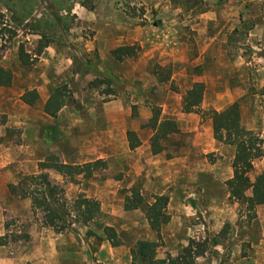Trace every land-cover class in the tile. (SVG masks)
<instances>
[{"label": "rangeland", "instance_id": "374dc122", "mask_svg": "<svg viewBox=\"0 0 264 264\" xmlns=\"http://www.w3.org/2000/svg\"><path fill=\"white\" fill-rule=\"evenodd\" d=\"M32 1L0 0V10L3 12L5 9V13H0V65L12 72L11 84H17L3 88V100H0V240L3 242L0 245V264H131L129 250L135 243L130 241L131 235L126 231L120 232L118 236L121 244L112 247L103 238L98 226L108 225L111 221L110 215L101 211V204L109 205V208L119 212L126 191L133 188L129 187L132 178L125 172L110 168L106 164L108 161L106 167L96 170L91 178L76 176L74 180L65 179L57 167L48 166L41 171L38 164L49 155H55L61 163L69 165H83L95 158L91 151V139L94 132L100 133L99 129L105 131L106 123L101 119L93 121L90 114L111 101L124 102L135 120H139L144 113L148 115L139 125L145 130L152 128L150 122L153 111L157 109L162 114L160 104L167 102L170 112L181 110L186 92L192 85L186 77L178 76L177 70L166 59L144 55L154 46L149 42L144 47L135 43L139 48L137 56L118 61L110 52L111 59L102 61L95 37L97 31H103V27L110 35L122 30L126 37L128 30L146 28L149 29L146 35L155 40L163 30L179 27L178 33L192 48L193 32L187 21L200 14L175 8L169 0H82L88 5L92 4L93 10L100 5L101 14L104 13L98 18L88 17L87 20L74 11L77 5L80 6L79 1L72 4L66 0H35L34 12L27 24L39 19L44 21L43 24H51L52 12H58L60 7L67 8L71 4L73 9L70 15L74 17L67 32L51 25L48 36L51 35L52 42L46 48L54 50L53 55L52 51L48 53L45 48L37 56L40 36L33 33L30 27H18L13 20L16 13H23L32 6ZM5 5L14 6L15 15ZM60 15L65 16L66 13L62 10ZM173 19L181 24H170ZM123 43L129 46L126 40ZM238 44H245V41H235L230 49L231 55L236 54L235 47ZM20 48L29 55V61L32 60L27 65L19 61ZM244 54L250 55L247 48ZM187 67L191 68L189 65ZM94 80L106 83L89 86ZM18 84H48L42 86V92L48 96L59 90V99L64 102L59 111L64 109L67 110L64 114L79 113L85 123L81 133L86 137V142L81 151L83 141H79L80 127L73 122L62 121L58 117L59 111L55 116L47 115L43 111L45 103H40L39 95L34 105L24 106L18 101L22 89ZM255 85H249L247 97L242 98V102L254 103L257 95L261 92L264 94V87ZM259 100L264 103L261 97ZM166 139L160 141L162 146ZM167 140L169 146L165 148L168 158L171 152L176 151L175 146L179 148L185 144L183 135ZM74 144L79 147H74ZM263 156L264 149L263 155L253 162L256 167L250 173L251 180L264 170ZM214 160L213 154L207 155L208 162ZM41 173H46L49 181L56 185V205L62 212L74 214V201L84 196L100 203L101 215L86 226L72 223L64 231L53 230L46 224L44 215L33 208L29 199L11 195L8 189L9 184L17 183L22 177ZM112 192H116L113 199L106 200L105 194ZM214 193L223 198L225 189L214 186ZM101 195L103 202L96 199ZM224 207L234 208V215L223 222L217 234L208 233L203 216L197 212L193 223L201 229L191 232L188 239L199 242L207 240V250L203 256L196 258L195 264H264V206L258 210L255 207L254 211L248 213L245 206L227 199ZM156 242L157 252L163 246L161 237ZM160 255L157 257L156 253V259H164L170 254Z\"/></svg>", "mask_w": 264, "mask_h": 264}, {"label": "crops", "instance_id": "0c3cea01", "mask_svg": "<svg viewBox=\"0 0 264 264\" xmlns=\"http://www.w3.org/2000/svg\"><path fill=\"white\" fill-rule=\"evenodd\" d=\"M203 1L207 5L205 12L187 21L190 24L189 29L193 32L192 48L188 47L187 41L178 33L179 27L163 30L155 40L146 35V31H149L146 28H134L131 32L128 30L126 37L122 30L110 35L103 27V31H97L95 37L100 59H111L110 52L125 46L124 40L129 46L138 43L144 47L149 42L154 47L144 55L166 59L172 63L174 70H177V75L186 77L191 85H204L199 103L202 111L220 112L238 101L241 126L257 133L264 141V103L259 100V97L264 99V94L261 92L257 95L254 103L241 101L247 97L250 84L264 87V0ZM101 9L100 5L94 10L77 5L74 11L89 20L88 17L103 16ZM0 13H5V9L3 8V12L0 10ZM170 24L179 25L181 22L173 19ZM238 40L245 41V44H238L235 47L236 54L231 55L230 49ZM246 48L250 55L244 54ZM45 50L48 53L52 51L50 47ZM53 52L54 50L51 55ZM188 65L191 68L187 67ZM16 85L11 84L13 87ZM46 85L48 84H18V87L22 88L18 101L28 107L20 98L25 92L36 90L40 103H46L50 97L42 92V86ZM0 100H3V87H0ZM159 106L163 108L159 121L174 120L179 129L178 134H170L167 139L182 135L185 137L184 147L175 146L176 151L171 152L170 158L166 157V148L161 153L152 154L150 141L155 131L152 128L145 130L139 127L140 121L147 119L148 115L144 113L139 120H135L130 108L125 106L124 102L115 100L100 106L99 110L90 114L93 121H105L106 129H99V134L93 133L91 151L95 158L83 161H108L110 165L106 164L110 168L114 167V170L125 172L132 178L130 188L140 190L144 198L143 207L140 209L125 211L122 203L120 211L115 212L109 205L101 204V211L110 215L108 226L113 227L117 234L126 231L131 235V242L157 241L158 234L148 225L144 208L153 203V196L167 197L170 221L160 230L163 246L156 252L157 257H161L160 254L163 256L164 253L172 256L179 254L178 252L187 245L191 232L201 229L193 223L197 212L203 216L208 233L213 234L220 231L226 219L233 217L234 208L227 209L224 203L229 199L226 182L232 178L231 164L235 154L234 146L225 145L213 138L211 120L195 113H183L182 109L170 112L167 110V102ZM65 111L67 110L61 109L58 117L80 127L79 141H83L81 151L86 142V137L81 133L85 123L79 113L64 114ZM129 131L135 134L140 143L133 150L129 148ZM167 139L164 147L169 146L166 144ZM77 144H74V147H79ZM211 154L215 160L208 162L207 155ZM262 163L264 167V156ZM255 167L253 163V169ZM214 186L225 189L223 198L214 193ZM115 193L105 194L106 200L113 199ZM96 199L102 202L104 200L102 195ZM189 199L192 201L187 203ZM262 206L264 205L256 206L257 210Z\"/></svg>", "mask_w": 264, "mask_h": 264}, {"label": "trees", "instance_id": "16d2710c", "mask_svg": "<svg viewBox=\"0 0 264 264\" xmlns=\"http://www.w3.org/2000/svg\"><path fill=\"white\" fill-rule=\"evenodd\" d=\"M56 1V0H53ZM68 2L79 1L80 6L88 10L93 9V5L86 4L82 0H66ZM171 5L185 12L196 11V14L205 12V4L203 0H169ZM36 1H32V6L24 10L23 13H16L14 6L5 5L7 9L15 15L13 20L17 26L30 27L33 33L40 36L39 47L36 55L39 56L42 51L52 42L48 32L52 30V26H56L64 32H67L73 24L74 17L71 14L73 3L67 8L60 7L58 12H52L53 22L51 24H43V20H35L32 24H27V20L33 15L34 5ZM54 7V3H52ZM66 13L65 16L60 15V11ZM52 25V26H51ZM139 48L136 45L120 46L111 51V55L118 61L130 56H137ZM1 58V56H0ZM18 58L21 64L30 63L29 55L22 48L19 49ZM166 80H163L164 82ZM12 83V72L0 65V87H10ZM106 83V81L94 80L89 86ZM204 92L202 83H195L187 90L183 113H195L202 117L207 116L211 120L213 138L225 145L235 147V154L232 160V178L226 182L229 191V200L245 206L248 213L254 211L258 205H264V170L258 174L254 180L250 179V173L253 170V162L263 155L264 141L260 136L244 129L240 123L239 102L236 101L223 111L214 110L202 111L199 103ZM61 94L56 90L45 103L43 111L49 116H55L56 113L64 106V102L59 99ZM21 101L32 106L38 99L35 90L27 91L21 96ZM160 111H153V119L150 122L151 127L155 131L151 141L152 154L161 153L165 147L160 144L170 134H178L179 129L176 121L171 119H163L159 121ZM129 148L133 150L139 146L135 134L131 131L127 133ZM57 167L62 171L65 179L74 180L76 176H82L83 179H89L98 169H103L106 164L102 160L85 163L83 165H69L59 161L55 155L47 156L38 164L39 170L43 171L46 167ZM8 189L11 195L21 199H29L35 210L44 215L46 224L55 231H64L70 227L72 223L80 225H88L94 223L101 215L100 203L95 199L79 196L73 204V213L66 214L62 212L56 205L57 187L49 181L46 173L39 175H31L22 177L17 183L9 184ZM153 203L144 208V216L150 228L158 234L160 239V230L170 221V215L167 211L168 199L165 196H153ZM144 198L137 188L126 191L123 199V209L125 211L137 210L143 207ZM70 215V216H69ZM98 228L102 232L103 238L110 243L112 247L121 244L119 236L115 229L108 225H99ZM3 242L0 240V245ZM157 242L152 241H136L129 250L131 264H195L198 257L203 256L207 250V240L201 242L193 239L189 240L186 247L177 256L167 255L164 259H156Z\"/></svg>", "mask_w": 264, "mask_h": 264}]
</instances>
